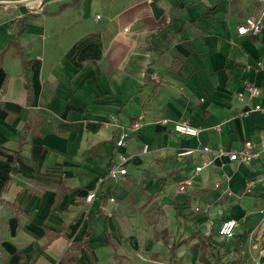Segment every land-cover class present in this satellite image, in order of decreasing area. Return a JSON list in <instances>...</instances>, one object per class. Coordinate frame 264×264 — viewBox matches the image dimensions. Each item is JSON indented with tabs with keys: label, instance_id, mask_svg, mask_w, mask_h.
I'll return each mask as SVG.
<instances>
[{
	"label": "crops",
	"instance_id": "1",
	"mask_svg": "<svg viewBox=\"0 0 264 264\" xmlns=\"http://www.w3.org/2000/svg\"><path fill=\"white\" fill-rule=\"evenodd\" d=\"M263 7L0 0V264H214L210 247L264 241V154L213 152L264 137V25L237 31ZM245 80L259 94L242 101ZM177 121L202 130L181 134ZM203 145L213 151L178 155ZM121 153L128 173L98 184ZM204 159L212 165L177 194ZM251 181V194L225 193ZM227 218L238 219L230 238L219 234Z\"/></svg>",
	"mask_w": 264,
	"mask_h": 264
},
{
	"label": "built area",
	"instance_id": "2",
	"mask_svg": "<svg viewBox=\"0 0 264 264\" xmlns=\"http://www.w3.org/2000/svg\"><path fill=\"white\" fill-rule=\"evenodd\" d=\"M263 2L264 0H260ZM264 25V7L262 11L256 15L248 16L243 22L238 25L237 31L238 34L241 35H257ZM259 65L263 66V62H260ZM259 94V88L252 82L245 80L243 82V90L240 92L239 97L240 100L246 101L249 97H254ZM256 110L264 111V106L257 104L255 106ZM163 123H168V119L165 118L162 120ZM140 121H135L133 123L134 127L138 128L140 126ZM173 128L175 131L190 136H196L202 130L201 127L192 125L188 122L177 121L174 123ZM125 137L126 134L122 133L121 136L116 141V146L121 147L125 144ZM260 147L255 149V143L253 141H246L243 148L239 150H227L225 148H218L216 151L209 145H203L199 148H186L181 150L178 155L185 156V155H192L195 154L197 151L200 153L206 154L210 152H214L216 157H229L230 161H244V162H251L257 159H261L262 155L264 154V137L260 142ZM148 146L145 144L143 146V151H147ZM131 156L129 154L121 153L120 157L116 159L109 169L107 170L106 174L99 178L98 184H102L107 178H119L121 176H125L127 172V164L130 161ZM212 159H204L200 163L195 166L194 174L184 178L178 183L177 187V194H186L188 193L194 186V181L196 175H199L205 168H208L212 165ZM253 182H249L247 186L243 189V191L235 192L230 188L225 189V193L228 195H233L240 199L244 194H251L253 193ZM216 187L220 186V183L215 184ZM95 196V192L90 193L87 196L88 200H91L92 197ZM113 199V198H112ZM196 210H201L200 206L195 207ZM238 226V219L236 218H227L222 221L219 227V234L224 236L225 238L233 237L236 233V227Z\"/></svg>",
	"mask_w": 264,
	"mask_h": 264
},
{
	"label": "rangeland",
	"instance_id": "3",
	"mask_svg": "<svg viewBox=\"0 0 264 264\" xmlns=\"http://www.w3.org/2000/svg\"><path fill=\"white\" fill-rule=\"evenodd\" d=\"M212 236L224 242L214 229H212ZM255 239L249 241L247 249L244 251L229 250L230 252H228L225 250L226 247L219 249L210 247L209 257L214 264H264V241L259 239L254 241Z\"/></svg>",
	"mask_w": 264,
	"mask_h": 264
},
{
	"label": "trees",
	"instance_id": "4",
	"mask_svg": "<svg viewBox=\"0 0 264 264\" xmlns=\"http://www.w3.org/2000/svg\"><path fill=\"white\" fill-rule=\"evenodd\" d=\"M204 252H205V251H203V252H202V255H201V259H202V260H205V258H204ZM206 264H207V263H206Z\"/></svg>",
	"mask_w": 264,
	"mask_h": 264
}]
</instances>
